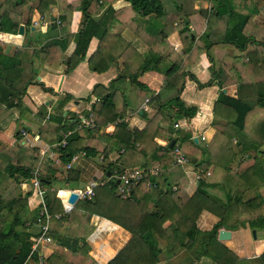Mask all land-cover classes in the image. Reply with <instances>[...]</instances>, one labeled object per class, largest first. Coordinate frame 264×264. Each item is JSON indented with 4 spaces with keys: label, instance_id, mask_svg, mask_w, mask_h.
I'll list each match as a JSON object with an SVG mask.
<instances>
[{
    "label": "trees",
    "instance_id": "obj_1",
    "mask_svg": "<svg viewBox=\"0 0 264 264\" xmlns=\"http://www.w3.org/2000/svg\"><path fill=\"white\" fill-rule=\"evenodd\" d=\"M116 1L0 0V33L5 34H16L19 26L28 30L33 12L43 14L50 7L56 8L57 19L66 25L72 12L81 14V28L74 36L72 55L63 59L67 39L53 41L44 49L47 65H63L64 73L70 72L85 60L92 38L98 45L86 58L89 70L101 73L111 63L122 62L121 75L106 87H93L90 97L94 100L89 110L93 128L81 126L74 115L64 121L59 113L49 114L52 121L64 122L51 133L54 151L60 154L63 162H69L79 153L89 159H98L118 152L117 159L103 168L104 177L106 173L147 168V157L155 160L159 169L158 175L136 182L129 198L124 200L115 196L116 183L109 178L93 190L91 200L77 201L67 213L62 212L55 191H44L42 201L50 216L49 237L54 244L45 264H96L87 255L85 247L78 246V241L84 240L92 231L86 222L76 224L80 212L109 220L130 235L127 245L106 264H160V256L168 259L180 252L186 253L193 264H248L223 247L216 236L220 228H261L264 232V218L255 213L264 198V158L258 156L264 149V39L257 40L245 34L246 23L257 12L256 5L251 4L250 9L247 3L251 0H240L243 8H234L232 0H211L208 10L189 14L175 0H120L126 6L117 10L111 7ZM124 29L146 46L147 53L143 57L119 38ZM173 32L178 33L181 44L178 53L167 42ZM193 38H197L196 41ZM198 49L205 53L211 77L204 84L196 83L197 86L204 88L214 83L220 90L211 109L214 119L210 128L214 134L205 146L194 143L189 134L180 135L179 130H173L176 118L190 120L196 113L195 108L185 107L179 96L185 76L184 57ZM215 50H228L229 54L217 59ZM31 54L29 46L19 49L10 58L0 54V103L14 108L19 117L23 113L21 99L35 77L31 72ZM147 72L162 75L165 83L150 99L153 107L148 112L142 111L145 126L141 130H127L123 122L128 107L124 85L133 84L142 89L137 79ZM231 86L235 88L234 97L222 92ZM69 99L66 95L63 100ZM172 107L174 111L170 112ZM37 113L44 116V106L39 107ZM70 123L74 124L77 137L60 145L63 137L58 132H66ZM109 124L114 126L109 135H95ZM154 138L162 139L166 145H158ZM170 141L174 145L169 149ZM174 146L200 173L211 168L208 176L197 181L190 197L182 193L187 184L182 168L172 165ZM4 152L10 154V160L0 165V180L7 176L16 187L7 197L0 198V264H22L30 252V238L37 235L38 227L36 215L27 217L26 201L30 193L22 195L18 185L29 181L36 167L44 168L48 174L53 171L46 156H40L36 148L4 149ZM235 161L231 170L229 166ZM248 173L255 178L261 176V182L255 187L256 198L244 200L242 194L250 186L243 188L241 185L238 189L233 184ZM220 183L225 193L223 209L206 197L209 190ZM46 184L50 185L51 180L41 178L40 185ZM65 196L66 193L61 195L63 199ZM202 211L217 218L216 224L207 232L200 231L195 225ZM55 214H61L60 219H54ZM147 215L154 217L155 222L147 231H142L138 225ZM40 221L43 223L44 219ZM169 236L172 238L170 244ZM31 258L36 260V253Z\"/></svg>",
    "mask_w": 264,
    "mask_h": 264
},
{
    "label": "crops",
    "instance_id": "obj_2",
    "mask_svg": "<svg viewBox=\"0 0 264 264\" xmlns=\"http://www.w3.org/2000/svg\"><path fill=\"white\" fill-rule=\"evenodd\" d=\"M75 1L79 0H66V2ZM175 2L184 6L189 14L204 12L212 4L211 0H175ZM232 4L234 8L243 5L240 0H232ZM247 4L250 9L252 8L251 4L256 5L257 12L246 23L245 34L252 35L257 40L264 39V1L251 0ZM124 6L126 4L120 0L111 5L116 10ZM57 17L58 12L56 8L50 7L43 14L33 12L30 27L28 30L23 28L22 35L0 33V54L3 57L10 58L19 49L27 46L32 50L30 63L31 72L35 77L33 82L27 86L25 95L20 102L21 108L23 109L22 117H19L18 112L14 108H7L0 103V165L10 160V154L4 152V149L36 148L40 156H46L50 162L49 168L53 171V174H48L42 167H36L35 169L38 170L40 179L47 177L51 180V184L40 185L39 189H35L31 186L29 180L18 185L22 195L24 193H30L26 201L27 213L29 217L36 215V218L43 209L42 194H39L40 191L42 193L46 190L55 191V198L59 201L63 212L69 207L67 201L70 193L83 191L91 181L95 182L98 185L97 187L102 186L108 181L107 176L104 177L103 168L108 163H113L119 155L118 152H111L104 158L89 159L79 153L73 156V161L70 160V162L64 163L60 154L54 151L55 146L51 139V133L54 128L63 126L64 122L59 124L49 119L48 116L59 113L64 117V121H66L71 115L77 117L90 114L91 102L94 100L90 97L93 87L96 85L106 87L111 80L123 73L121 60L111 63L107 70L101 73L89 70L86 58L97 48L98 41L95 38H92L88 43L85 60L77 64L70 72L65 74L63 65L58 67L47 65L45 62L47 56L44 50L45 47L53 41L67 39L68 42L63 51V59L69 58L75 47L74 36L81 28V14L77 11L72 12L69 23L66 25L62 22V27L60 28L52 26V21ZM33 21H38L41 25L32 26ZM190 28L192 29V27ZM195 28V30H198V27ZM119 38L127 42L140 56L143 57L147 53L146 46L127 29L121 30ZM193 39L196 41L197 38ZM167 42L176 53L181 50L177 32L170 34L167 37ZM227 51L215 50V55L223 54ZM216 58L218 59L217 55ZM18 69L19 67L16 68V70ZM183 72L185 76H183V88L179 98L185 107L195 108L196 113L190 120H185L180 117L176 118L173 125L176 124L177 128H173V130H179L181 132L180 135L182 133L189 134L193 141L196 140L194 143L198 144L200 141L199 137L202 136L204 141H200V143L205 146L210 143L214 134L210 128V123L214 119L211 115V109L220 90L214 83L204 88H199L196 84H204L211 77L209 62L202 49L190 51L185 55ZM190 77H193L195 81L191 80ZM137 82L142 85V89H137L133 84H129L126 90L124 85L128 107L123 122L127 130H141L145 126V122L141 117L142 111L144 113L148 112L153 107L150 99L162 89L165 83L163 76L155 72L141 74ZM41 87L50 89L51 92H45ZM222 91L225 95L234 97L235 88L233 86L225 88ZM66 95L70 96V99L64 101L63 99ZM41 106L45 108L44 116L37 113L38 108ZM173 111L172 107L170 112ZM31 119L34 120L32 121ZM67 128L68 130L64 133L60 130L58 132L62 135L65 143L67 140L77 137L74 133L76 130L74 124H68ZM113 129V124H109L105 128L96 131L95 135L97 136L102 133L109 135ZM21 131L25 133V136H21ZM154 141L160 146L166 145L160 138H154ZM259 157L262 158L261 156ZM145 162L147 168L157 166L156 161L150 157H147ZM67 164H69L68 169H66ZM235 164L236 161L229 166L231 170L234 169ZM192 167L193 169L191 167L182 169L187 180V184L182 192L185 197H190L195 191L197 181L208 176L211 172V168H209L205 172L208 175H205V173H200L196 166L192 165ZM69 171L71 172L70 175ZM195 175L200 176V179L196 180ZM259 177L255 178L248 173L247 176L245 175L234 182L235 185L233 184V186L238 189L241 188V185L243 188L250 186V188L243 192L242 196L244 200L254 199L257 196L255 187L261 182V178ZM15 187L16 184L12 179L7 176L2 178L0 180V198L7 197ZM59 192H61L60 196L66 193L64 199L58 197ZM206 197L221 209L226 206L225 193L221 183L212 187ZM261 199L260 206L255 213L264 218V198ZM79 200L77 199V201ZM75 204L72 205L70 210ZM110 214L112 215L111 212ZM83 222H86L92 228V231L84 240L78 241V246L85 247L87 255L96 264H106L130 241V235L109 220L93 214L87 216L85 212H80L76 224L82 225ZM154 222L155 218L147 215L141 220L138 227L142 231H147ZM216 222L217 218L213 214L208 211H202L197 217L195 225L200 231L207 232L211 230ZM35 224L38 227L37 223ZM219 230L228 231L230 237L225 241H218L217 238L216 240L223 247L231 251L238 260L248 261V264H264V232L261 228L251 229L245 227L238 228L237 230L220 228ZM252 232L254 236L251 235ZM171 240L172 238L169 236L167 238L168 244H170ZM52 243L41 245L37 249V254L43 258L44 263L52 253V247L54 245ZM161 262V264H193L189 256L184 252H180L168 259L162 257Z\"/></svg>",
    "mask_w": 264,
    "mask_h": 264
},
{
    "label": "built area",
    "instance_id": "obj_3",
    "mask_svg": "<svg viewBox=\"0 0 264 264\" xmlns=\"http://www.w3.org/2000/svg\"><path fill=\"white\" fill-rule=\"evenodd\" d=\"M52 23L55 24L57 28L62 27V23L56 18L55 20L52 21ZM41 24L38 23V21H33L32 26H40ZM6 38V37H3ZM47 118V116H46ZM77 119L80 120V125L86 126L88 128H93V122H92V116L91 114H88L86 117H81L77 116ZM173 128H177V125L174 124ZM21 136H25V133L21 131ZM200 141H204V138L202 136L199 137ZM34 141V140H33ZM65 140L62 139L60 142V145H64ZM42 154V153H41ZM71 161L74 160V157L70 159ZM70 162V161H69ZM172 165L173 166H178L181 167L182 169H186L187 167H192V164L189 162L188 158H186L180 151L179 149L174 146L173 149V160H172ZM69 168V164L66 165V169ZM159 174V169L157 166L153 168H144V169H130V170H123L120 173H112L107 177V179H111L115 181L116 187L114 190L115 196H117L119 199L124 200L129 198L131 187L138 182L139 180L142 179H147L152 176H156ZM205 175H208V173H205ZM195 179L199 180L200 176L195 175ZM31 186L35 189H39L40 186V176L39 172L37 169H34L31 172V179H30ZM98 185L95 182H89L87 187L83 191H76L75 194L78 199H86V200H91L93 197V190L97 187ZM39 194H42V191L39 192ZM67 210H64L63 213H67ZM60 215H53V218L58 220L60 219ZM43 218L44 221L41 223L40 219ZM50 219V216L47 215V213L44 210V205L43 209L37 216L35 223L38 225V231L37 235L34 237L30 238V252L28 257L22 262V264H45L43 258L37 254V249L41 245H47L50 244L51 238L49 237V227H48V220ZM33 253H36V260H33L31 258V255Z\"/></svg>",
    "mask_w": 264,
    "mask_h": 264
},
{
    "label": "water",
    "instance_id": "obj_4",
    "mask_svg": "<svg viewBox=\"0 0 264 264\" xmlns=\"http://www.w3.org/2000/svg\"><path fill=\"white\" fill-rule=\"evenodd\" d=\"M16 34L18 35H22L23 34V27L22 26H19L18 29H17V32ZM223 92V91H222ZM224 93V92H223ZM194 142H196V140H194ZM174 145V142L173 141H170L168 144H167V147L170 149L172 148V146ZM106 176L109 177V173H106ZM77 196L75 193H70L69 195V198H68V204H69V207H67V211L70 210V208L72 207V205L75 204V202L77 201ZM252 236H254V233L252 232ZM230 237V233L226 230H219L217 232V240L218 241H225V240H228Z\"/></svg>",
    "mask_w": 264,
    "mask_h": 264
},
{
    "label": "rangeland",
    "instance_id": "obj_5",
    "mask_svg": "<svg viewBox=\"0 0 264 264\" xmlns=\"http://www.w3.org/2000/svg\"><path fill=\"white\" fill-rule=\"evenodd\" d=\"M227 53H229V51H227V52H224L223 54L222 53H220V54H216L217 56H218V59H220L223 55H226ZM127 84V83H126ZM125 84V89L127 90V87H128V85L129 84H127L126 85ZM126 95V94H125ZM199 145L200 146H203V144L202 143H200V141H199ZM259 152H263V154H259L258 156H261L262 158H264V149H261V151H259ZM27 217H29L28 215H27ZM252 235V234H251ZM245 243H248V242H245ZM249 245V244H248ZM249 247V246H248ZM159 260H160V264L162 263L161 262V260H162V256H160V258H159Z\"/></svg>",
    "mask_w": 264,
    "mask_h": 264
},
{
    "label": "bare ground",
    "instance_id": "obj_6",
    "mask_svg": "<svg viewBox=\"0 0 264 264\" xmlns=\"http://www.w3.org/2000/svg\"><path fill=\"white\" fill-rule=\"evenodd\" d=\"M60 193H61V192L58 193V197L63 199V197L60 196Z\"/></svg>",
    "mask_w": 264,
    "mask_h": 264
}]
</instances>
